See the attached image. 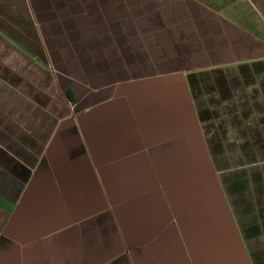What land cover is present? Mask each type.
Here are the masks:
<instances>
[{
    "label": "crops",
    "instance_id": "0c3cea01",
    "mask_svg": "<svg viewBox=\"0 0 264 264\" xmlns=\"http://www.w3.org/2000/svg\"><path fill=\"white\" fill-rule=\"evenodd\" d=\"M0 45L88 91L0 128V264H264V0H0Z\"/></svg>",
    "mask_w": 264,
    "mask_h": 264
},
{
    "label": "rangeland",
    "instance_id": "374dc122",
    "mask_svg": "<svg viewBox=\"0 0 264 264\" xmlns=\"http://www.w3.org/2000/svg\"><path fill=\"white\" fill-rule=\"evenodd\" d=\"M23 43L34 53V56L36 54L42 59L44 58V41L35 39L23 41ZM4 48L3 45H0V74L8 79V73L6 75L3 71L4 64L8 65L14 62L16 67L15 72L10 71L11 86H8V81L6 82L1 77L0 128L2 127L5 130V127L12 122L18 127L22 126L21 123L32 122L35 128H44V112L56 113L63 111L65 116H72L87 108V89L72 88L76 97L73 101H69L65 94L66 87L62 86L60 82H58L59 87L55 86L54 81L48 76L49 74L56 80V72L51 66L47 74L34 64H31L32 66L25 64L19 56L12 55ZM13 56L16 57L15 61H13ZM41 58L36 60L43 62ZM44 59L47 61V57ZM46 64L48 65L47 62ZM26 117H29V119ZM49 122L50 128H53L55 122L53 120H49ZM1 135L3 134L0 133ZM17 137L18 142L25 139L24 135L20 133L17 134ZM33 139L34 143L41 142V137L37 133Z\"/></svg>",
    "mask_w": 264,
    "mask_h": 264
},
{
    "label": "trees",
    "instance_id": "16d2710c",
    "mask_svg": "<svg viewBox=\"0 0 264 264\" xmlns=\"http://www.w3.org/2000/svg\"><path fill=\"white\" fill-rule=\"evenodd\" d=\"M46 69H48V72L50 71V67L46 66ZM66 95H67V98H68L69 101H72L74 99L73 98V93H72L70 88L66 89Z\"/></svg>",
    "mask_w": 264,
    "mask_h": 264
}]
</instances>
